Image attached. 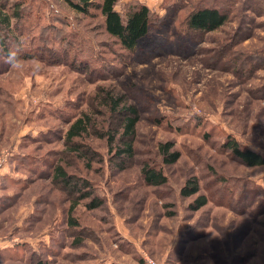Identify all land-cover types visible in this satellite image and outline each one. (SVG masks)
Wrapping results in <instances>:
<instances>
[{
  "label": "rangeland",
  "instance_id": "374dc122",
  "mask_svg": "<svg viewBox=\"0 0 264 264\" xmlns=\"http://www.w3.org/2000/svg\"><path fill=\"white\" fill-rule=\"evenodd\" d=\"M138 1L161 21L128 54L97 13L64 0H8V13L14 2L22 10L10 22L19 45L6 36V50L23 68L0 50V249L25 246L0 264H264V166L246 167L219 147L229 136L264 149V0ZM194 5L224 9L226 23L193 38L184 21ZM109 93L139 115L129 160L112 157L99 136L110 132ZM84 114L91 125L73 141L90 147L87 160L63 141ZM165 142L180 154L174 164L160 163ZM25 154L42 161L30 171L14 160ZM55 163L90 184L72 214L77 194L52 182ZM147 163L159 165L164 185L143 183ZM191 176L207 198L197 211L187 208L196 195H179ZM92 198L101 204L88 209Z\"/></svg>",
  "mask_w": 264,
  "mask_h": 264
},
{
  "label": "trees",
  "instance_id": "16d2710c",
  "mask_svg": "<svg viewBox=\"0 0 264 264\" xmlns=\"http://www.w3.org/2000/svg\"><path fill=\"white\" fill-rule=\"evenodd\" d=\"M121 0H64L71 11L88 16L92 13H97L101 19V27L103 32L113 40V42L123 51L132 54L136 51L138 41L150 34L151 29L156 27L161 20L155 17V13L145 4L138 0H129L123 5L121 11L116 10V5ZM8 0H0V50L4 55H8L6 50V36L14 37L15 42L17 36L13 33L11 19L15 21L20 20L21 2H14L11 14L7 12ZM223 7V6H222ZM224 8V7H223ZM227 21L226 11L219 7H209L205 5H194L185 17V27L192 32V37L198 38V35L214 32L222 27ZM60 23L64 24L62 20ZM5 34V35H4ZM196 38V39H197ZM199 39V38H198ZM65 46V44H64ZM67 46V45H66ZM105 104L108 108L107 129L110 132L103 131L99 136L106 140L107 152L111 153L112 157L117 159L126 158L131 159L135 154L134 139L136 125L139 121V115L136 108L119 96H112L107 94L105 96ZM114 118L113 123H110ZM91 125L90 118L84 114L74 120L66 131L64 143L69 145L70 153L77 152L79 157L89 159L91 150L87 145L73 141L74 137H82L87 134ZM93 133H98L93 130ZM81 147L85 148L84 151ZM223 152L236 159L242 165L252 168L264 166V156L246 148L241 143L237 142L229 136H226L225 141L219 146ZM172 144L170 142L159 143L157 146V153L160 156V163L163 165L174 164L180 157L179 152L171 150ZM68 153V152H66ZM94 152H92L93 155ZM39 157V156H38ZM14 159L17 165L24 168H29L30 171L37 164L36 160L42 161V158H35V156L25 154L16 156ZM54 163V162H53ZM52 163V164H53ZM124 165L123 161H118V166ZM52 168V182L62 183L66 192L69 194L76 193V198L72 201L68 208L69 214H72L79 199L91 197L90 190H88L89 183L83 178H74V175L69 174L60 163L50 166ZM140 175L143 183L149 187H160L167 182L165 174L160 169L159 165L143 164L140 168ZM21 183L19 180L11 179V184L18 186ZM23 186V185H22ZM21 186V187H22ZM199 184L195 176H191L185 180L179 189V195L183 198L195 196V198L187 204L190 211H197L207 204V198L199 194ZM101 204L100 200L92 198L86 205L88 209H95ZM70 226L77 225L75 220L67 218ZM18 247L0 249V260L18 259L20 251L17 248H23L25 244H19ZM4 251L8 255H4ZM37 264H47L45 262H38Z\"/></svg>",
  "mask_w": 264,
  "mask_h": 264
},
{
  "label": "clouds",
  "instance_id": "9594fccd",
  "mask_svg": "<svg viewBox=\"0 0 264 264\" xmlns=\"http://www.w3.org/2000/svg\"><path fill=\"white\" fill-rule=\"evenodd\" d=\"M5 62L14 70H22L23 68V61L20 59L17 51H10ZM38 70L39 65L37 64L34 66V71ZM261 139L264 140V138ZM250 148H252L253 151L260 152V154H264V149H260L259 144H252Z\"/></svg>",
  "mask_w": 264,
  "mask_h": 264
},
{
  "label": "built area",
  "instance_id": "2783aa9c",
  "mask_svg": "<svg viewBox=\"0 0 264 264\" xmlns=\"http://www.w3.org/2000/svg\"><path fill=\"white\" fill-rule=\"evenodd\" d=\"M150 263H152V261H150Z\"/></svg>",
  "mask_w": 264,
  "mask_h": 264
}]
</instances>
